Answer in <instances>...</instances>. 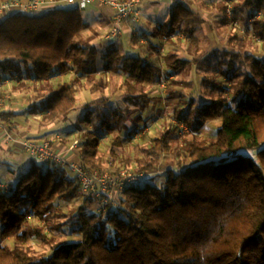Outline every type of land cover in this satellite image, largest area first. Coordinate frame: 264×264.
Returning <instances> with one entry per match:
<instances>
[{
    "label": "trees",
    "instance_id": "16d2710c",
    "mask_svg": "<svg viewBox=\"0 0 264 264\" xmlns=\"http://www.w3.org/2000/svg\"><path fill=\"white\" fill-rule=\"evenodd\" d=\"M212 3L233 32L219 51V60L206 64L211 74L202 85L209 88V101L198 95L173 104L172 120L186 125L190 136L182 139V159L175 168L160 167L162 156L173 152L177 140L178 127L173 124L152 140L142 157H121L116 169L103 167L97 135L114 130L123 134L131 121L132 137L142 130L135 129L141 115L131 117L128 106L136 113L152 103L180 99L175 89L203 64L197 36L204 23L201 14L182 0L175 1L167 21L153 33L160 45L146 41L144 57L125 55L116 41L100 53L83 37L90 29L84 10L58 5L42 15L3 17L0 84L4 80L22 87L44 84L46 97L31 104L30 110L43 122L65 120L76 104V85L95 82L98 71L123 75L126 113L119 109L110 122L104 120L77 140V156L88 170L116 173L137 165L136 172L147 176L116 196L115 205L108 198L102 205L83 194L65 168L30 159L27 172L7 183L6 192L0 191V264H264V55L249 52L254 44L264 49V0ZM228 7L231 18L226 16ZM180 35L186 39V57L162 50L164 44L183 43ZM135 36L131 40L140 44L142 38ZM99 54L103 70L96 67ZM58 76L67 79L50 90L48 83ZM160 84L161 93L156 89ZM13 116L11 111L0 112L12 131ZM91 118L85 115L84 122L89 124ZM213 123L217 126L212 139L200 138L202 129ZM161 177L162 183L156 182ZM80 199L68 218L76 215L72 230L80 239L54 243L52 235L63 227L57 204ZM32 243L51 245V252L38 253Z\"/></svg>",
    "mask_w": 264,
    "mask_h": 264
},
{
    "label": "rangeland",
    "instance_id": "374dc122",
    "mask_svg": "<svg viewBox=\"0 0 264 264\" xmlns=\"http://www.w3.org/2000/svg\"><path fill=\"white\" fill-rule=\"evenodd\" d=\"M182 2L186 4L187 1L182 0ZM212 2L213 1L211 0H194L195 7L193 6V10L201 14L204 19L202 27H200L199 31L197 32V36L201 38L200 61L203 64L199 70L194 69L187 78H184V86L177 87L175 89V92L178 93L177 95H181H179L180 99L179 97H175V100L169 103L165 101L158 104L152 103L148 108L133 113V107L128 106V103H126L123 99V75L117 73L109 74L107 78L103 76L96 78L95 76V82H84L82 84L76 85V104L74 109L67 114L65 120H56L53 123V126L52 124L43 122L40 115H32V118H30L29 116V114H31V112L29 111L33 107V105L31 104L35 102L32 100H37L39 96V93L35 95L33 94V96H31L33 90L36 92L37 88H34L35 86L20 87V92H24L26 94L24 96L32 97L31 100H29L30 98L21 100L20 98L23 94L19 95V97L16 99H18V102L20 103H18L13 97V94H16L18 92L17 87L13 88L12 83L8 84L7 88L1 86L5 88V90L1 91L0 100L2 97L8 96L9 98H7L4 102L7 103L10 107L15 105V107L13 108H17L20 113H25L27 111V121H23L22 124L26 127L32 126L29 131L34 137L29 139L36 141L42 139L50 140L56 133H60L62 134V136L64 134L61 139L68 146H70L74 141H81L86 133H91L94 128L97 129L98 127H100L102 122L106 119L109 120L110 115H114L116 111L120 114L119 109L122 113H126L125 111H127L126 109L128 106L129 111L127 112L132 115L131 117H134V115H141V122L137 123L135 129L142 130L140 132H136L137 134L133 135L132 137L129 136V133H131V130L133 129V123H131V121H128L126 123L128 131L123 132V134H117V130H114L111 135L98 134L99 156H101L104 161V168L113 167L114 169H116L115 167L119 166L118 160L121 157H142L143 150L148 148L151 145L152 140L158 137L161 131L166 129L168 125L172 123V109L174 106L173 104H178L180 100H186L191 96L197 97L198 95H200L199 97H201L205 102L209 101L211 97L209 94V88H206L202 85V80L204 79V77H208L211 74V67H207V65H212L215 61L219 60V51L225 47V41L227 37L233 32V29H231L229 25L222 23L221 19L223 17V13L219 9L217 4L215 5ZM173 4L174 2H170L169 0H164L160 3L151 1L142 7L143 12L140 19L141 24L139 27L142 28V25H144V31L138 30V35L135 36V33L137 32H133L132 27H135L136 24H129L128 27H125L123 29L122 36L116 40V43L122 46L123 53L125 55L136 56L137 54H139V56H142V54L145 53L142 50L147 46V42H150L153 45H160V40L157 37H154L153 33L157 30L159 25L167 21ZM59 6L66 7L67 5L63 4ZM94 7L95 6L88 7L82 12V14L86 15L88 11L94 10ZM2 19L3 16L0 17V22ZM241 23V26L244 25V22L241 21ZM91 26L93 27L87 30L83 37L85 40L88 39V41L96 44L100 48L99 52L101 53L104 49V46L107 45L102 41V34L104 33V30L99 26ZM131 35L138 38V41L140 40V38H142V43H133V41L131 40ZM178 38H180L183 43L177 44L178 46L176 47L175 45L167 46V44H164L162 50L176 51L178 57H186V54L184 53L186 48L184 42L186 41V39L185 37H183V35H180ZM215 50L218 51V53ZM165 51L163 53H165ZM249 52L258 56L264 55V49L256 44L252 45L249 48ZM96 67L98 70H103V60L100 54L96 59ZM0 75L2 76L1 71ZM64 77V79H67V76ZM3 78L4 77L2 76V79ZM157 88L158 86H156V89ZM162 91H164V89H161V92ZM98 100L102 102L98 105L92 104L94 101ZM85 115H92L91 122L89 124L84 122ZM108 122H110V120ZM216 126V123L207 125L202 129L198 136L202 139H205L206 141H210L214 135ZM77 127L81 128L78 129ZM101 132L104 133L103 129L101 130ZM184 136L186 139H190L189 134L184 133L178 129L176 133L177 140L172 144L173 152L168 155L162 156L160 161L161 168H175L177 162L182 159L180 153L182 152L181 147L182 139L184 138ZM114 137L118 138L115 139ZM0 155L4 157V159L0 158V162L8 164L7 166L12 172L13 176L9 179L12 183L17 181L19 176H21L23 173L27 172L30 166V158L20 149L15 153V155H5L3 149L0 148ZM128 169L137 173L136 170L138 169V166H128ZM65 171L68 176H74V174L68 168H65ZM0 176H2V171H0ZM161 178L162 179L156 182L162 183L163 177ZM81 201L82 200L80 199L67 204H57V208L63 214V216L59 218L58 223L62 224L63 227L61 228L60 232L52 235L54 237V243L59 241L76 242L80 239V235H75L72 230L73 224L77 220L76 215L74 214L71 220H69L68 218H70L72 212H74V210L81 204ZM31 246H33L38 251V253H42L46 256L51 252L52 248L51 245L41 243L37 245L32 243Z\"/></svg>",
    "mask_w": 264,
    "mask_h": 264
},
{
    "label": "built area",
    "instance_id": "2783aa9c",
    "mask_svg": "<svg viewBox=\"0 0 264 264\" xmlns=\"http://www.w3.org/2000/svg\"><path fill=\"white\" fill-rule=\"evenodd\" d=\"M151 1L160 3L164 0H4L0 1V17L12 14L35 15L43 7L54 9L61 4L79 10L95 6L102 10H108L109 26L102 34V41L107 44L119 39L123 34V29L128 27L129 24L139 23L142 16V7ZM170 1L175 2L178 0ZM226 16L228 18L232 17L230 7L226 9ZM233 26L236 28V23H233ZM240 33H243V31L240 30ZM95 76L96 78L102 76L107 78L109 73L98 71ZM8 83V80H4L0 86H5ZM158 89L161 91V89H164V85L160 84ZM171 124L184 133L188 132V127L182 123L172 120ZM0 134L5 144L16 145L30 159L39 163L68 168L74 174L80 191L90 198L99 199L102 205L106 203L107 198L115 205L116 196L120 195L127 187L142 183L147 176L146 174L135 173L128 168L119 169L116 173H112V170L109 169L102 171L88 170L76 154L77 141H74L65 152H61L56 148L61 139L58 134L50 140L40 142L29 138L20 139L4 123L2 117H0ZM0 191H7V184L1 180Z\"/></svg>",
    "mask_w": 264,
    "mask_h": 264
},
{
    "label": "crops",
    "instance_id": "0c3cea01",
    "mask_svg": "<svg viewBox=\"0 0 264 264\" xmlns=\"http://www.w3.org/2000/svg\"><path fill=\"white\" fill-rule=\"evenodd\" d=\"M186 1H187L186 2V5L189 8L193 9V6L195 7L194 0H186ZM211 1H214V0H211ZM170 2H172V1H170ZM209 3H210V1H209ZM93 9L95 11L94 10L88 11L86 15H83L84 18L86 19V21L89 24L90 28L93 27L91 25H95V26H99L101 29L105 30L106 27L109 26V19H108V16H107L108 15V12H107L108 10H102V9L97 8V7H94ZM51 10H52V7H43L35 15H42V14H45L46 12L51 11ZM142 12H143V10H142ZM140 24L141 23L139 21V23L136 24L135 27H132L133 32H137V33H135L136 35H138V30H143L144 31V29H145V26L144 25H142V28H140L139 27ZM142 51L145 52V53L142 54V56L143 57L146 56L147 55V52H148L147 49L145 48ZM69 76H72V73H70ZM64 78H65L64 76H62V77L61 76H58V77L53 78L48 83L49 89L50 90L56 89V87L58 86V84H60V83L63 82ZM31 83L32 82H29L28 84H31ZM8 84H11V82H9ZM8 84L5 85L4 87L7 88L8 87ZM12 84H13V88H16L17 87V90H18V92L15 90L17 93L16 94H13L14 95L13 97L15 98V100L17 102H18V99H16V98H18L19 95H22V94L23 95L20 98L21 100H25L26 98H30L29 100H31V98H32L31 96H33V94L35 95V94H38L39 93L38 99L37 100L36 99L35 100H32V101H35L34 103H37L38 101L43 100L46 97V93H47V89L48 88H45L44 87L45 86L44 84L43 85H40V86L35 85L34 88H37L36 89V92L33 90V93H31L32 95L29 96V97L24 96V95H26L24 92L23 93L20 92L21 85L14 84V83H12ZM28 87H30V86L28 85ZM5 88H3V87L0 86V89H1L0 90V94H1V91L5 90ZM19 93H21V94H19ZM27 95H29V94H27ZM7 98H9V97L7 96V97H2L1 98V100H0V112L1 111H11L13 113V115H14L13 118H12V122H13V133L16 135V137H18L20 139L34 137L33 135H31V133L29 131V129L32 126L26 127L25 125L22 124L23 121H27V117H26L27 116L26 115V112L27 111L25 113H22V112L20 113L19 110H17V108H13V107H15V105L12 106V107H10L7 103L4 102ZM36 98H37V96H36ZM18 103H20V102H18ZM32 115H34V114L31 112V114H29L30 118H32ZM52 126H53V124H52ZM40 141H44V139L39 140L38 142H40ZM68 147L69 146L66 145L62 140L59 141L57 143V145H56V148L59 151H61V152H65ZM0 148L3 149V152L5 153V155L6 154L15 155V153L18 152V150L20 149L19 147H17L14 144H5L2 141L1 134H0ZM0 158L1 159H4V157H2L1 155H0ZM7 165L8 164H6V163L0 162V171H2V176H0V180L2 182H5V183L7 182V183L10 184L11 181L9 179L13 175H12V172L8 168Z\"/></svg>",
    "mask_w": 264,
    "mask_h": 264
}]
</instances>
